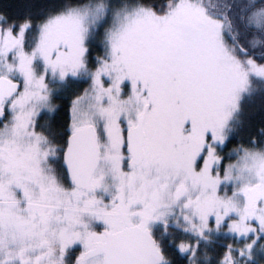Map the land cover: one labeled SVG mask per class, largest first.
I'll list each match as a JSON object with an SVG mask.
<instances>
[{
    "label": "snow or ice",
    "instance_id": "snow-or-ice-1",
    "mask_svg": "<svg viewBox=\"0 0 264 264\" xmlns=\"http://www.w3.org/2000/svg\"><path fill=\"white\" fill-rule=\"evenodd\" d=\"M0 264H264V0H0Z\"/></svg>",
    "mask_w": 264,
    "mask_h": 264
}]
</instances>
